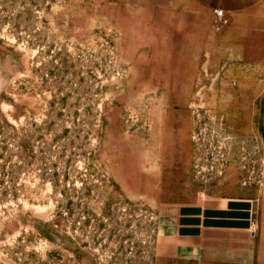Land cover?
<instances>
[{"label":"rangeland","instance_id":"rangeland-1","mask_svg":"<svg viewBox=\"0 0 264 264\" xmlns=\"http://www.w3.org/2000/svg\"><path fill=\"white\" fill-rule=\"evenodd\" d=\"M0 264H264V0H0Z\"/></svg>","mask_w":264,"mask_h":264},{"label":"built area","instance_id":"built-area-1","mask_svg":"<svg viewBox=\"0 0 264 264\" xmlns=\"http://www.w3.org/2000/svg\"><path fill=\"white\" fill-rule=\"evenodd\" d=\"M216 12L218 13L219 16H223L224 15V11L223 10H216Z\"/></svg>","mask_w":264,"mask_h":264}]
</instances>
